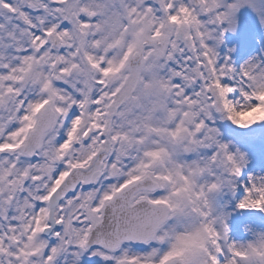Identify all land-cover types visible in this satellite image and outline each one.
Here are the masks:
<instances>
[{
  "label": "snow or ice",
  "instance_id": "snow-or-ice-1",
  "mask_svg": "<svg viewBox=\"0 0 264 264\" xmlns=\"http://www.w3.org/2000/svg\"><path fill=\"white\" fill-rule=\"evenodd\" d=\"M0 264H264V0H0Z\"/></svg>",
  "mask_w": 264,
  "mask_h": 264
}]
</instances>
